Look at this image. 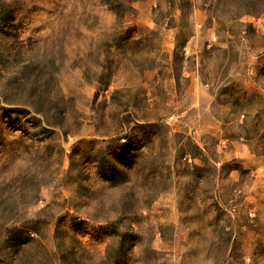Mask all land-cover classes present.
I'll list each match as a JSON object with an SVG mask.
<instances>
[{"label": "rangeland", "instance_id": "374dc122", "mask_svg": "<svg viewBox=\"0 0 264 264\" xmlns=\"http://www.w3.org/2000/svg\"><path fill=\"white\" fill-rule=\"evenodd\" d=\"M0 264H264V0H0Z\"/></svg>", "mask_w": 264, "mask_h": 264}]
</instances>
